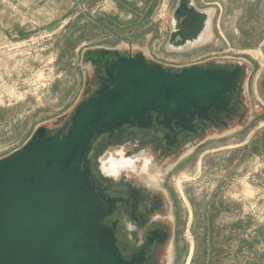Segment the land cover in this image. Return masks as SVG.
I'll use <instances>...</instances> for the list:
<instances>
[{"label":"rangeland","instance_id":"374dc122","mask_svg":"<svg viewBox=\"0 0 264 264\" xmlns=\"http://www.w3.org/2000/svg\"><path fill=\"white\" fill-rule=\"evenodd\" d=\"M196 2L212 15L195 54L244 66L250 118L192 140L176 167L153 164L173 195L168 264H264V0ZM175 3L0 0V158L71 116L92 75L87 49L164 52Z\"/></svg>","mask_w":264,"mask_h":264},{"label":"water","instance_id":"95a60500","mask_svg":"<svg viewBox=\"0 0 264 264\" xmlns=\"http://www.w3.org/2000/svg\"><path fill=\"white\" fill-rule=\"evenodd\" d=\"M192 1L186 23L205 19L206 35L212 13ZM125 50L87 49L83 59L102 73L98 90L76 105L68 127L40 126L0 158V264H141L123 247L118 200L100 189L94 147L124 124L159 137L165 133L154 122L174 133L172 121L186 124L228 105L241 68L171 73L143 52Z\"/></svg>","mask_w":264,"mask_h":264},{"label":"flooded vegetation","instance_id":"af4514ba","mask_svg":"<svg viewBox=\"0 0 264 264\" xmlns=\"http://www.w3.org/2000/svg\"><path fill=\"white\" fill-rule=\"evenodd\" d=\"M180 1L176 0L170 11L168 30L163 39L164 52L152 51L149 57H146L147 61L160 64L164 70L171 73L180 72L189 66L208 69L240 67V79L234 97L228 105L207 110L202 115L189 116L186 124L172 121L168 128L174 129V133H168L166 126L154 122V129H162L165 133L159 137H153L150 131L124 124L100 139L91 154L95 161L106 148L118 147L121 144L133 148L134 142L138 140L141 147L151 149L153 164L160 165L161 168H167L170 164L176 167L183 155L181 151L188 147L192 140L207 135L211 130L243 126L249 120L248 106L244 99L247 92V88L244 90V66L240 62L230 61L229 56L207 57L195 54V51L207 45L202 44L206 31L205 19H196L188 25L186 22L193 1L184 0L182 5ZM197 4L194 0L198 9L204 8ZM90 65L92 75L86 80L83 99L92 96L100 86V67L92 63ZM71 116L54 130L68 127ZM185 127H190L193 131H186ZM94 167L97 169L96 163ZM168 173H165L159 187L150 192L140 187L143 180L138 177H134L132 181L113 183L99 175L100 189L118 200L117 218L120 222L123 247L128 254L141 256V264H168V257L173 254L176 218L173 195L165 183Z\"/></svg>","mask_w":264,"mask_h":264},{"label":"clouds","instance_id":"9594fccd","mask_svg":"<svg viewBox=\"0 0 264 264\" xmlns=\"http://www.w3.org/2000/svg\"><path fill=\"white\" fill-rule=\"evenodd\" d=\"M133 148H129L127 144L106 148L97 158V172L113 183L142 177L144 180L140 187L150 192L153 188L159 187L164 173L154 169L151 149L141 147L138 140L134 142Z\"/></svg>","mask_w":264,"mask_h":264}]
</instances>
